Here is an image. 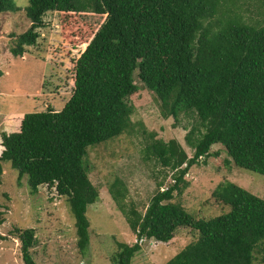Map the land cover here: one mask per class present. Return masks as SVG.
Returning <instances> with one entry per match:
<instances>
[{"label":"trees","instance_id":"16d2710c","mask_svg":"<svg viewBox=\"0 0 264 264\" xmlns=\"http://www.w3.org/2000/svg\"><path fill=\"white\" fill-rule=\"evenodd\" d=\"M236 5L235 0H29L22 7L0 0V14L24 10L31 21L13 40L16 57L37 44L49 12L104 17L76 61L74 91L63 108L24 113L17 131L1 132L0 184L3 162L9 161L19 179L27 175L33 193L44 184L55 188L68 201L85 255L87 209L100 199L86 159L91 147L134 133L130 98L140 90L138 78L156 93L164 117L190 120L186 140L194 154L177 139L146 144L145 158L175 173L165 188L166 177L157 182L145 211L125 203L128 188L121 177L109 183L137 237L133 244L117 242L114 264H132L141 239L167 243L180 228L198 237L165 264H264V197L226 180L212 192L226 208L218 215L197 216L174 201L188 185L190 168L206 163L214 144L225 146L237 166L264 175V25L244 20ZM5 220L0 211V225ZM15 232L24 263L37 264L31 252L35 229ZM5 239L0 233V241Z\"/></svg>","mask_w":264,"mask_h":264},{"label":"rangeland","instance_id":"374dc122","mask_svg":"<svg viewBox=\"0 0 264 264\" xmlns=\"http://www.w3.org/2000/svg\"><path fill=\"white\" fill-rule=\"evenodd\" d=\"M16 3L25 7L29 0ZM236 3V12L244 20L264 25V0H235ZM103 21L104 17L93 12H49L39 29L37 44L29 46L24 56L16 57L10 50L13 40L31 26V21L24 10L0 14V137L3 131H17L24 113L63 108L74 91L76 61ZM136 80L140 90L130 98L135 105L134 133L91 147L86 159L90 177L100 189V199L87 209L90 243L86 254L78 248L75 218L66 198L46 184L33 193L27 175L19 179V171L5 161L0 211L6 220L0 225V233L7 239L0 241V264H25L16 228L35 229L36 243L31 252L37 264H114L111 257L118 249L117 242L136 243V235L109 192V183L121 177L128 188L125 203L145 211L157 182L166 177L165 188L174 182L175 173L146 159V144L154 139H177L189 156L194 154L186 140L190 120L184 115L178 120L164 117L156 93ZM211 153L206 163L190 168L188 185L175 195V202L197 216L218 215L226 208L213 199L212 192L226 180L264 197V175L237 166L222 144H214ZM197 237L196 231L180 228L167 243L140 240L141 250L132 264H165Z\"/></svg>","mask_w":264,"mask_h":264},{"label":"built area","instance_id":"2783aa9c","mask_svg":"<svg viewBox=\"0 0 264 264\" xmlns=\"http://www.w3.org/2000/svg\"><path fill=\"white\" fill-rule=\"evenodd\" d=\"M144 240V238L143 239H141V242Z\"/></svg>","mask_w":264,"mask_h":264},{"label":"crops","instance_id":"0c3cea01","mask_svg":"<svg viewBox=\"0 0 264 264\" xmlns=\"http://www.w3.org/2000/svg\"><path fill=\"white\" fill-rule=\"evenodd\" d=\"M24 114L22 115V118H23Z\"/></svg>","mask_w":264,"mask_h":264},{"label":"clouds","instance_id":"9594fccd","mask_svg":"<svg viewBox=\"0 0 264 264\" xmlns=\"http://www.w3.org/2000/svg\"><path fill=\"white\" fill-rule=\"evenodd\" d=\"M86 49V48H85Z\"/></svg>","mask_w":264,"mask_h":264}]
</instances>
